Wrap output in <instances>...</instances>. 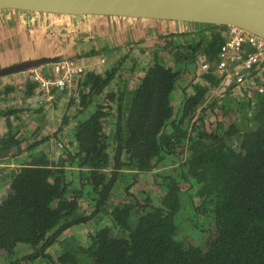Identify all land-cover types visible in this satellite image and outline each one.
Returning a JSON list of instances; mask_svg holds the SVG:
<instances>
[{"label":"trees","instance_id":"trees-1","mask_svg":"<svg viewBox=\"0 0 264 264\" xmlns=\"http://www.w3.org/2000/svg\"><path fill=\"white\" fill-rule=\"evenodd\" d=\"M195 27L86 73L55 137L17 136L0 109V264H264V93L244 110L211 98L228 28ZM145 175L159 191L138 188Z\"/></svg>","mask_w":264,"mask_h":264},{"label":"crops","instance_id":"crops-1","mask_svg":"<svg viewBox=\"0 0 264 264\" xmlns=\"http://www.w3.org/2000/svg\"><path fill=\"white\" fill-rule=\"evenodd\" d=\"M0 11H13L18 12L22 15V22L19 24L13 19L9 20L13 23L0 24V69L12 66L14 64L26 61L35 60L41 58H78L85 63V65L91 69L92 72L101 73L103 67L101 63L102 53L105 54L112 52V47L108 49H101L96 43V46L89 47L85 45L86 39L84 32L89 31V26L96 24L93 22L105 20H121L119 17H94V16H61L52 14L42 13H29L15 10H1ZM128 19V18H125ZM104 20V21H105ZM110 21V20H109ZM130 21V19H129ZM142 23L140 20L131 19ZM111 22V21H110ZM143 22H151L145 20ZM158 25H164V28L168 27L169 23L173 22H158ZM10 24V26H7ZM174 25L180 23H173ZM182 25V24H180ZM186 25V31L188 27L193 24ZM171 27V26H169ZM194 27V26H193ZM191 28V27H190ZM85 29V31H84ZM94 29H101V27H95ZM93 29V30H94ZM167 31L166 29H164ZM169 32L161 33L153 39H157L161 36H165L169 33L182 31H174L170 29ZM125 32V30H123ZM97 34L94 33V37ZM93 36L90 39L94 38ZM151 39V40H153ZM146 41V39H144ZM135 41H127L124 43L122 48L113 50L112 55L115 59L105 57V60L109 61L108 65L113 64L119 57L125 53V44ZM94 49V53L92 52ZM101 49V50H100ZM99 50V51H98ZM98 51V52H97ZM97 52L100 56L96 57ZM111 54V53H110ZM112 59V62H111ZM104 61V59H102ZM106 63V62H105ZM109 68V67H108ZM35 85L29 80L26 72H18L10 75L0 77V90H4L8 93L2 95L0 98V109H15L17 113L15 117H11L10 122L13 127L17 130L16 135H23L27 132H34L41 128L44 135L55 137L56 131L58 130L61 120L64 116L70 117L72 114V106L68 107L71 98L68 96V92H55L53 93L54 98L50 103L45 102L41 97H38L35 93ZM26 85L32 86L27 89ZM7 88V90H5ZM75 101V100H74ZM51 106V109L58 108L60 113L57 114L60 117L58 120L54 117L52 123L56 124L54 127L50 126L49 120L47 119L46 108ZM69 108V110H68ZM68 110V111H67ZM65 114V115H64ZM20 120V124L18 119ZM31 118V119H30ZM21 125V126H18ZM49 124V125H48ZM71 130V126L63 127L61 134H65ZM6 125L3 119H0V136L6 133ZM54 134V135H53Z\"/></svg>","mask_w":264,"mask_h":264},{"label":"water","instance_id":"water-1","mask_svg":"<svg viewBox=\"0 0 264 264\" xmlns=\"http://www.w3.org/2000/svg\"><path fill=\"white\" fill-rule=\"evenodd\" d=\"M0 9L235 27L264 40V0H0ZM60 59L41 58L17 63L0 69V77Z\"/></svg>","mask_w":264,"mask_h":264},{"label":"built area","instance_id":"built-area-1","mask_svg":"<svg viewBox=\"0 0 264 264\" xmlns=\"http://www.w3.org/2000/svg\"><path fill=\"white\" fill-rule=\"evenodd\" d=\"M263 62V39L239 28H228L214 69L218 84L210 88V97L221 100L231 94H238L249 101L263 94ZM198 64L201 72H206L209 64L205 55H199ZM89 71L91 69L78 58H61L58 62L25 72L35 85L36 95L50 103L54 98L53 92L66 91L70 94L76 82Z\"/></svg>","mask_w":264,"mask_h":264},{"label":"rangeland","instance_id":"rangeland-1","mask_svg":"<svg viewBox=\"0 0 264 264\" xmlns=\"http://www.w3.org/2000/svg\"><path fill=\"white\" fill-rule=\"evenodd\" d=\"M11 19H13V21H17V23L19 24L20 22H22L21 20L23 18H22V15L18 12L0 11V24L4 25V23H13L12 21H9ZM99 20H101V21L93 22V23H96L95 25L92 24L90 26L88 24L90 29H89V31L84 32V34H83L85 39L87 38L85 45L87 46L88 44H90L89 47H91V46H96V43H97L99 45V47H101V49H103V50H104V48L108 49L109 47H112L113 49H111L112 50V52H110L111 54H105V57H107V58L110 57L112 59H115L114 55H112L113 50L114 49L116 50L117 48H122L124 43L129 41V40L130 41H138V40L146 39V41H150L151 39L155 38L156 36L160 35L161 33L171 31L170 29H172L174 31H182V32L184 30L186 31V25H183V24L180 25L181 23L177 24V25H174L173 23H169L168 27L164 28V25H158V23H153L152 21L151 22L141 21L142 23H138L136 21H131V19L129 21V19H125V18L124 19L122 18L121 20L109 19L111 22L109 20H105V19H99ZM7 26H10V24H7ZM169 26H171V27H169ZM95 27H101V29H94ZM190 27H188L187 29H189V30L196 29L195 25H194V27L190 25ZM164 29H166L167 31H165ZM123 30H125V32H123ZM84 31H85V29H84ZM94 33L97 34L96 37H94ZM91 36H93L94 38L90 39ZM92 52L94 53V49H92ZM97 52H95L97 55L96 57H99L101 54L99 55ZM105 57L103 56V53H102V59H104V61H103L104 64H102L103 67L101 69L102 72L106 71L109 67V65H108L109 61L108 60L106 61ZM68 58H71V57H68ZM102 59H100V60H102ZM112 59H111V62H112ZM26 61H28V60H26ZM82 63H84V62H82ZM228 97H231L234 100L233 105L235 106L236 110H238V108H240L241 110H244L243 108H241V106L242 105L247 106L248 99L246 97L240 96L238 94H231ZM224 99L225 98H222L221 100H224ZM221 100H217V102H219ZM234 112H233V115L235 117V120H237V123H239V124L241 123L242 125L246 124L245 123L246 118L244 116L241 117L243 115V113L246 112V110L244 112L236 113V114ZM46 114H47V119L49 120L50 126L53 124L52 127H54L56 125V124L52 123L54 120V117L57 116L56 117L57 120L60 118L57 115V114L60 115L58 108L51 109V106H48L46 108ZM249 116H250V113H249ZM68 171H70V170H68ZM153 181L154 180L151 177L145 175L144 177L140 178V183L138 185V188L145 190L147 193L149 191L150 193L154 194L155 192L159 191V189H158L157 185L154 186ZM1 187H3V186H0V198H1L2 194H4L2 192L3 189ZM192 196H194V195H192ZM193 201H194L193 206H195V204L199 205V201H198L197 197H195ZM82 204L86 205V202H82ZM184 207L187 210L188 205H184ZM186 210H184V212L182 214V217H183V215H185L186 219L183 222H181V225L179 226V232H183V231L188 230V228H190V225H191L192 220L191 219L189 220L190 215ZM88 232H89L88 229L85 228L84 226L71 230V232L67 234L68 235L67 237L70 238L69 241H71L70 244H72L73 241H76V240H79V241L84 240V238L88 234ZM178 236H179V233H178ZM17 251L18 252L20 251V254L26 253L25 252L26 250L23 246L18 247Z\"/></svg>","mask_w":264,"mask_h":264}]
</instances>
